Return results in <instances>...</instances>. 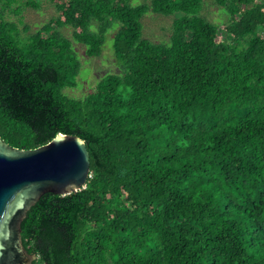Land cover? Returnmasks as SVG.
Masks as SVG:
<instances>
[{
	"label": "trees",
	"instance_id": "1",
	"mask_svg": "<svg viewBox=\"0 0 264 264\" xmlns=\"http://www.w3.org/2000/svg\"><path fill=\"white\" fill-rule=\"evenodd\" d=\"M43 1L57 15L31 32ZM148 12L175 16L170 42ZM107 37L119 72L69 96ZM58 133L85 140L90 177L27 210L32 264H264V0H0V138Z\"/></svg>",
	"mask_w": 264,
	"mask_h": 264
},
{
	"label": "water",
	"instance_id": "2",
	"mask_svg": "<svg viewBox=\"0 0 264 264\" xmlns=\"http://www.w3.org/2000/svg\"><path fill=\"white\" fill-rule=\"evenodd\" d=\"M89 177V150L77 135L58 133L35 149H18L0 138V264H32L36 256L20 237L27 210L45 193L82 190Z\"/></svg>",
	"mask_w": 264,
	"mask_h": 264
},
{
	"label": "rangeland",
	"instance_id": "3",
	"mask_svg": "<svg viewBox=\"0 0 264 264\" xmlns=\"http://www.w3.org/2000/svg\"><path fill=\"white\" fill-rule=\"evenodd\" d=\"M202 13L208 17V19L221 23L225 19V15L222 10L216 5L206 3ZM57 15L55 5L43 1L40 9L24 8L22 12L23 21L31 26V32L41 27L50 18ZM176 17L179 14H175ZM20 15L8 14L6 19L18 23V27L21 29V33L24 34L23 24L19 23ZM175 16H165L148 12L143 18L144 36L154 42H170V36L172 32V25L174 23ZM62 32L68 36H72V29L69 27L61 28ZM113 39L107 37L103 52L98 57L87 58L81 55L82 65L80 75L77 78L78 86L75 88H67L65 92L74 98H81L92 91L99 79H101L107 73L119 72L118 62L114 56V50L112 47ZM74 46H80L74 43ZM80 54L83 48L80 46Z\"/></svg>",
	"mask_w": 264,
	"mask_h": 264
}]
</instances>
